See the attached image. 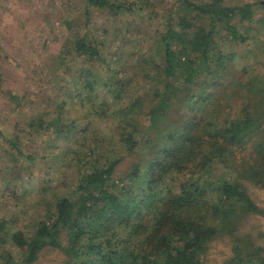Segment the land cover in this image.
<instances>
[{
    "label": "trees",
    "instance_id": "1",
    "mask_svg": "<svg viewBox=\"0 0 264 264\" xmlns=\"http://www.w3.org/2000/svg\"><path fill=\"white\" fill-rule=\"evenodd\" d=\"M155 3L84 0V15L98 8L112 16L143 10L157 16ZM255 4L264 9V0ZM253 5L171 2L165 30L151 37L161 58H139L144 91L134 96L130 86L139 79L122 81L123 61H107L100 40L75 34L58 62L71 55L97 68L95 74L91 65L79 70L84 95L77 101L89 107L86 118L117 124V137L104 152L95 128L66 125L59 115L35 123L74 142L78 176L68 193H54L37 222L3 232L20 257L1 250L0 264H32L44 248L62 251L69 264H201L221 237L229 238L232 250L222 264H264V244L240 231L245 217L264 216L245 185L264 187V66L235 68L232 52L218 41L223 32L230 47L247 52L251 38L264 51V39L249 37L239 26L253 22ZM255 22L264 26V14ZM134 154L138 159L130 170L116 175L123 157ZM213 169L226 172L214 176Z\"/></svg>",
    "mask_w": 264,
    "mask_h": 264
},
{
    "label": "rangeland",
    "instance_id": "2",
    "mask_svg": "<svg viewBox=\"0 0 264 264\" xmlns=\"http://www.w3.org/2000/svg\"><path fill=\"white\" fill-rule=\"evenodd\" d=\"M173 1L156 0L155 5L160 6L157 16L146 10L135 16H112L91 8L86 19L84 0H0V223L5 221V228L0 229V251L7 250L19 259L20 250L3 232L25 229L37 222L54 203V193H68L78 176L70 149L74 142L56 138L51 130L40 128L36 122L45 125L59 115L66 125L73 121L78 128L85 125L89 130L95 128L104 139L101 147L104 152L117 137V124L94 116L86 118L89 107L84 108L77 101L79 94L84 95L79 70L91 63L71 55L58 62L59 54L70 49L76 33L100 40L107 61L119 58L123 61L122 68L127 70V75H123L122 81L127 82L134 75L139 79L140 82L137 80L130 86L134 96L144 91L141 74L137 72L142 66L139 58L149 53L157 61L161 58L151 46V37L156 31L165 30L168 8ZM258 1L224 0V3H253V22L247 20L239 26L249 37L264 39V26L255 22L264 14V9L255 4ZM65 20L72 29L67 28ZM222 33L218 41L223 51L232 52L235 68L242 63L249 69L263 68L264 51L251 38L247 39V52H242L239 45L233 43L230 47ZM91 68L95 74L97 68L92 65ZM99 68L105 71V66ZM94 80L98 77L94 76ZM105 90L98 88L101 94ZM64 101L67 103L63 104ZM90 136L89 133L87 137ZM123 158L116 167V175L128 172L138 154ZM225 172L224 169L212 171L214 176ZM245 185L251 199L264 210V187L248 182ZM240 231L263 245L264 216L245 217ZM63 242L66 243L64 237ZM231 253L229 238L221 237L210 244L201 264H222ZM32 264L69 263L62 251L44 248Z\"/></svg>",
    "mask_w": 264,
    "mask_h": 264
}]
</instances>
